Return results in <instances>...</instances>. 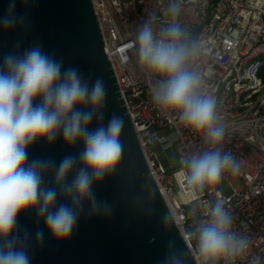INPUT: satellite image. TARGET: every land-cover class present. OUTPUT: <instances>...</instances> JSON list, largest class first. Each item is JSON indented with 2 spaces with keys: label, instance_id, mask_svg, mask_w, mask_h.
Here are the masks:
<instances>
[{
  "label": "clouds",
  "instance_id": "clouds-1",
  "mask_svg": "<svg viewBox=\"0 0 264 264\" xmlns=\"http://www.w3.org/2000/svg\"><path fill=\"white\" fill-rule=\"evenodd\" d=\"M16 3L10 0L0 28L26 32L28 13L17 14ZM181 3L168 0L167 21L148 13L136 30L135 60L150 81L151 98L161 114L202 136L204 149L179 159L185 196L195 211L203 194L211 193L225 172L238 173L240 164L231 152L222 150L225 126L218 117L217 98L202 91L198 61L204 48L177 22ZM106 98L102 78L90 83L79 69L64 67L63 60L45 52L38 41L22 48V40H17L14 51L4 54L0 61V264H31V236L19 228L21 213L36 214L35 242L40 246L45 235L41 222L50 238L60 242L72 237L85 214L111 216L114 206L97 197L94 185L113 175L121 160L124 118L113 115L105 125ZM61 137L69 147L82 144V149L59 162L51 157L29 159L31 146L39 141L52 145ZM143 198L139 194V200ZM205 207L207 218L192 227L196 264L221 260L233 264L246 253L249 241L232 231L233 217L222 199ZM146 214H151V208ZM172 221V211L167 209L162 223ZM159 264H188V258L170 244Z\"/></svg>",
  "mask_w": 264,
  "mask_h": 264
},
{
  "label": "built area",
  "instance_id": "built-area-1",
  "mask_svg": "<svg viewBox=\"0 0 264 264\" xmlns=\"http://www.w3.org/2000/svg\"><path fill=\"white\" fill-rule=\"evenodd\" d=\"M121 93L147 156L151 171L195 257L192 227L207 218L209 201L222 199L233 217L232 231L249 241L233 264H264V0H182L177 22L197 37L204 53L198 64L202 91L217 98L225 126L222 150L231 152L239 172H225L195 211L185 196L180 164L167 169L152 145L162 151L176 145L182 155L205 147L202 136L166 119L154 105L150 81L135 60V35L148 13L161 21L168 0H93ZM239 180L236 188L233 181ZM196 260V257H195ZM219 264H225L223 260Z\"/></svg>",
  "mask_w": 264,
  "mask_h": 264
},
{
  "label": "water",
  "instance_id": "water-1",
  "mask_svg": "<svg viewBox=\"0 0 264 264\" xmlns=\"http://www.w3.org/2000/svg\"><path fill=\"white\" fill-rule=\"evenodd\" d=\"M9 2L0 0V17L6 14ZM16 12L28 13L30 29L24 32L19 28H0V61L5 53L14 51L17 40H22V48L38 41L45 52L63 60L64 67L79 69L90 83L97 77L103 79L107 88L105 125L113 115L124 118L121 160L113 175L94 185L97 197L114 206L111 216L85 214L72 237L60 242L50 238L41 222L45 235L40 246L35 242L36 214L21 213L19 228L21 232L27 229L31 236V264H159L170 244L187 256L188 264H196L174 216L172 222L162 223V216L170 207L151 171L105 51L93 0H27L26 4L17 0ZM95 126L94 121L91 127ZM82 147H69L62 137L52 145L39 141L28 149L29 159L51 157L59 162L64 155L78 153ZM47 182L51 184V175ZM147 208H151L150 215L146 214Z\"/></svg>",
  "mask_w": 264,
  "mask_h": 264
},
{
  "label": "rangeland",
  "instance_id": "rangeland-1",
  "mask_svg": "<svg viewBox=\"0 0 264 264\" xmlns=\"http://www.w3.org/2000/svg\"><path fill=\"white\" fill-rule=\"evenodd\" d=\"M152 148L157 152L159 159L167 169L175 168L179 165V153L176 145L168 148L166 151H162L159 144L152 145ZM233 185L236 188H240L242 186L239 180L233 181ZM188 209L193 211L192 207H189Z\"/></svg>",
  "mask_w": 264,
  "mask_h": 264
},
{
  "label": "trees",
  "instance_id": "trees-1",
  "mask_svg": "<svg viewBox=\"0 0 264 264\" xmlns=\"http://www.w3.org/2000/svg\"><path fill=\"white\" fill-rule=\"evenodd\" d=\"M263 74H264V72H263Z\"/></svg>",
  "mask_w": 264,
  "mask_h": 264
}]
</instances>
